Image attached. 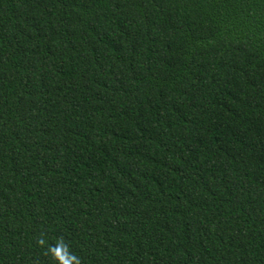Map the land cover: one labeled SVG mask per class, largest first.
I'll use <instances>...</instances> for the list:
<instances>
[{
  "label": "trees",
  "instance_id": "trees-1",
  "mask_svg": "<svg viewBox=\"0 0 264 264\" xmlns=\"http://www.w3.org/2000/svg\"><path fill=\"white\" fill-rule=\"evenodd\" d=\"M264 264V0H0V264Z\"/></svg>",
  "mask_w": 264,
  "mask_h": 264
},
{
  "label": "clouds",
  "instance_id": "clouds-1",
  "mask_svg": "<svg viewBox=\"0 0 264 264\" xmlns=\"http://www.w3.org/2000/svg\"><path fill=\"white\" fill-rule=\"evenodd\" d=\"M61 261L63 262V264H67V261H64L63 258H61Z\"/></svg>",
  "mask_w": 264,
  "mask_h": 264
}]
</instances>
